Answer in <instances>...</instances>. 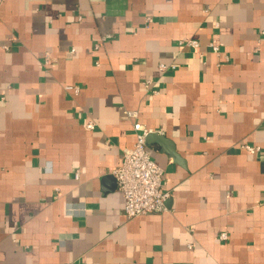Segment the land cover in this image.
<instances>
[{"label":"crops","instance_id":"0c3cea01","mask_svg":"<svg viewBox=\"0 0 264 264\" xmlns=\"http://www.w3.org/2000/svg\"><path fill=\"white\" fill-rule=\"evenodd\" d=\"M136 122L169 198L129 219ZM0 264H264V0H0Z\"/></svg>","mask_w":264,"mask_h":264},{"label":"built area","instance_id":"2783aa9c","mask_svg":"<svg viewBox=\"0 0 264 264\" xmlns=\"http://www.w3.org/2000/svg\"><path fill=\"white\" fill-rule=\"evenodd\" d=\"M109 38L110 36L104 37L103 41ZM181 46L194 49L200 47L199 42L195 40L183 41ZM210 47L213 52L221 53L218 46L211 44ZM160 68L165 70L166 66L161 65ZM66 90L75 94L80 93L79 86H67ZM128 116L138 119L137 112H129ZM94 127L93 123L87 125L88 129H94ZM134 130L136 143L133 148L124 153L121 166L113 172L118 189L124 196L125 214L129 219L165 212L169 198V194L162 190L164 170L152 160L147 150V138L153 134V131L139 122L134 124ZM245 148L253 155L260 152L258 147L246 146ZM221 238L225 240L226 234H222Z\"/></svg>","mask_w":264,"mask_h":264},{"label":"water","instance_id":"95a60500","mask_svg":"<svg viewBox=\"0 0 264 264\" xmlns=\"http://www.w3.org/2000/svg\"><path fill=\"white\" fill-rule=\"evenodd\" d=\"M156 142V143H158V144H160V145H162V146H166V144H167V139L165 138V137H163V136H158L156 133H154V134H151L150 136H148V138H147V145H148V143L149 142ZM169 154L173 157V158H175V159H177L178 158V156H177V154L175 153V152H173V150H171L170 152H169Z\"/></svg>","mask_w":264,"mask_h":264}]
</instances>
